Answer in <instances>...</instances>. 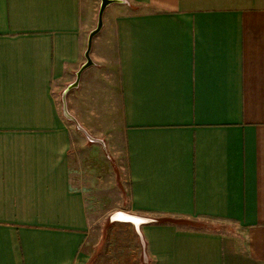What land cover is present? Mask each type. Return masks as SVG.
<instances>
[{
  "label": "crops",
  "instance_id": "crops-1",
  "mask_svg": "<svg viewBox=\"0 0 264 264\" xmlns=\"http://www.w3.org/2000/svg\"><path fill=\"white\" fill-rule=\"evenodd\" d=\"M122 1L66 95L84 138L58 98L99 2L0 0V264L101 263L85 158L104 144L127 212L152 220L113 250L264 264V0Z\"/></svg>",
  "mask_w": 264,
  "mask_h": 264
},
{
  "label": "rangeland",
  "instance_id": "rangeland-1",
  "mask_svg": "<svg viewBox=\"0 0 264 264\" xmlns=\"http://www.w3.org/2000/svg\"><path fill=\"white\" fill-rule=\"evenodd\" d=\"M94 2L98 3L99 1L94 0ZM114 6L115 5H111L107 8L104 13L105 19L109 15L110 8H113ZM58 100L59 108H61V96H59ZM62 117L67 120L63 114ZM68 122L74 135L77 134L76 132H81L84 138L89 137V134L87 132H82L71 121ZM92 141L93 143H99L95 140ZM94 146L98 147L97 145ZM100 148H102L106 152L103 153L104 151L101 150L95 153H91V155H88V157L85 158L93 162L92 164L97 174L96 178L94 177L91 179L93 193V198L91 200L93 201L92 216L97 217L98 220L96 221V224H94L91 228V233L93 238H96L94 244H97L101 247L105 245V248H102L103 252L99 253V259H102L101 263L99 264H122L123 259L130 260L129 263L125 262V264H138L137 251H135L134 248L131 249L133 257L127 256V254L130 253L127 247H125V250H113V248H115L114 239H116L117 236H120L121 233H124L125 235L127 234L124 237L125 242H123V245L125 244L129 247H133V243L130 239H133V234H139L138 230L141 225L139 227H136L130 223L123 222L114 217L118 213H124L143 218H146L147 215L131 214L127 212L129 205V195L122 187V180L117 173V168L119 167V165H121V163L124 162V160L121 159V162L119 163L116 155L110 157L111 147L109 145H107L106 147L104 144L103 146H100ZM122 155L123 153L121 154V156ZM108 222H110V224H108ZM125 228H128V230H125ZM106 248L110 249L106 251ZM122 252L124 253L121 256Z\"/></svg>",
  "mask_w": 264,
  "mask_h": 264
},
{
  "label": "water",
  "instance_id": "water-1",
  "mask_svg": "<svg viewBox=\"0 0 264 264\" xmlns=\"http://www.w3.org/2000/svg\"><path fill=\"white\" fill-rule=\"evenodd\" d=\"M98 1H99V7H98V12H97L96 25H95V28L89 32L88 37H87L86 49L83 55L84 63L80 66L78 71L75 73L74 82L68 85L61 94V105H62L63 115L68 121H71L73 124H75V126L82 132H84V130L81 128V126H79L77 120L68 113L67 106H66V95L70 90L78 87L79 79H80L82 72L90 68L93 65V62L90 57V52L92 48V40L101 31L103 27V14L105 10L113 4L124 3L122 0H98ZM114 218H117L118 220H121L126 223H130L136 227H139L140 225L144 223L152 221V220H148L143 217L132 216V215L124 214V213H118L115 215Z\"/></svg>",
  "mask_w": 264,
  "mask_h": 264
},
{
  "label": "bare ground",
  "instance_id": "bare-ground-1",
  "mask_svg": "<svg viewBox=\"0 0 264 264\" xmlns=\"http://www.w3.org/2000/svg\"><path fill=\"white\" fill-rule=\"evenodd\" d=\"M113 220V219H112Z\"/></svg>",
  "mask_w": 264,
  "mask_h": 264
}]
</instances>
